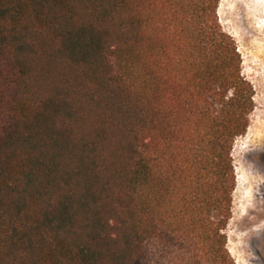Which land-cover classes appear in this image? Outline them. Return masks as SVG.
Instances as JSON below:
<instances>
[{
	"label": "trees",
	"instance_id": "16d2710c",
	"mask_svg": "<svg viewBox=\"0 0 264 264\" xmlns=\"http://www.w3.org/2000/svg\"><path fill=\"white\" fill-rule=\"evenodd\" d=\"M220 1L0 0V264H236Z\"/></svg>",
	"mask_w": 264,
	"mask_h": 264
},
{
	"label": "rangeland",
	"instance_id": "374dc122",
	"mask_svg": "<svg viewBox=\"0 0 264 264\" xmlns=\"http://www.w3.org/2000/svg\"><path fill=\"white\" fill-rule=\"evenodd\" d=\"M218 16L237 43L242 73L255 91L250 126L233 149L237 184L228 247L236 264H264V0H221Z\"/></svg>",
	"mask_w": 264,
	"mask_h": 264
},
{
	"label": "flooded vegetation",
	"instance_id": "af4514ba",
	"mask_svg": "<svg viewBox=\"0 0 264 264\" xmlns=\"http://www.w3.org/2000/svg\"><path fill=\"white\" fill-rule=\"evenodd\" d=\"M260 157L264 161V151L260 154Z\"/></svg>",
	"mask_w": 264,
	"mask_h": 264
},
{
	"label": "bare ground",
	"instance_id": "6f19581e",
	"mask_svg": "<svg viewBox=\"0 0 264 264\" xmlns=\"http://www.w3.org/2000/svg\"><path fill=\"white\" fill-rule=\"evenodd\" d=\"M243 8V7H242Z\"/></svg>",
	"mask_w": 264,
	"mask_h": 264
}]
</instances>
